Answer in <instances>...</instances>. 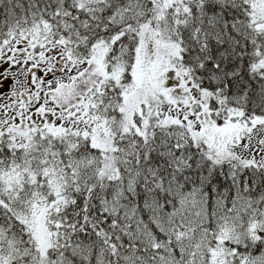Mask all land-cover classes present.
Here are the masks:
<instances>
[{
    "label": "snow or ice",
    "instance_id": "6c2138e0",
    "mask_svg": "<svg viewBox=\"0 0 264 264\" xmlns=\"http://www.w3.org/2000/svg\"><path fill=\"white\" fill-rule=\"evenodd\" d=\"M0 264H264V0H0Z\"/></svg>",
    "mask_w": 264,
    "mask_h": 264
}]
</instances>
